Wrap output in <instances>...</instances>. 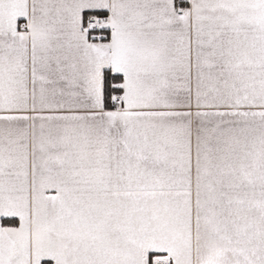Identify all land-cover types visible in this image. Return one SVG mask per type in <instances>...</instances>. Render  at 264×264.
I'll return each instance as SVG.
<instances>
[{
    "label": "snow or ice",
    "instance_id": "1",
    "mask_svg": "<svg viewBox=\"0 0 264 264\" xmlns=\"http://www.w3.org/2000/svg\"><path fill=\"white\" fill-rule=\"evenodd\" d=\"M0 264H264V0H0Z\"/></svg>",
    "mask_w": 264,
    "mask_h": 264
}]
</instances>
